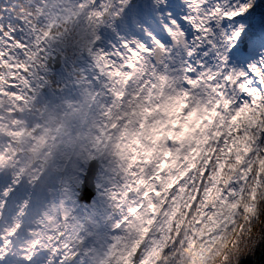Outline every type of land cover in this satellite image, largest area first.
<instances>
[{
    "label": "snow or ice",
    "instance_id": "snow-or-ice-1",
    "mask_svg": "<svg viewBox=\"0 0 264 264\" xmlns=\"http://www.w3.org/2000/svg\"><path fill=\"white\" fill-rule=\"evenodd\" d=\"M81 24L91 33L89 79L102 82L108 102L75 169L58 164L29 177L19 165L0 167V264H152L165 231L173 244L199 234L207 248L225 243L246 211L241 233L254 250L264 236L253 240L251 225L264 201L252 196L245 208L240 197L254 169L264 178V0L4 4L0 123L28 114L34 135L45 130L47 108L34 103L42 58L57 32ZM67 109L63 116L86 114L84 105ZM47 131L54 142L60 128ZM12 143L0 154L11 155ZM174 211L173 233L162 225ZM109 222L105 237L99 228Z\"/></svg>",
    "mask_w": 264,
    "mask_h": 264
},
{
    "label": "trees",
    "instance_id": "trees-1",
    "mask_svg": "<svg viewBox=\"0 0 264 264\" xmlns=\"http://www.w3.org/2000/svg\"><path fill=\"white\" fill-rule=\"evenodd\" d=\"M12 2L13 0H0V6L4 4H11ZM81 30L82 24L76 29L68 32H57L56 38L51 39L53 43L56 42L54 43V46L56 47H60V45L64 44L63 47L60 48L66 52L62 53L65 57H68L67 60H72V64L71 66L66 67V73L49 69L46 61L44 62V69L47 70L46 75H43L41 71L42 69H39L42 75L41 81H43L44 77L46 80H50L52 77L51 84L49 85L51 86L53 94L51 108L45 110L39 120L45 130L37 133L35 137L28 140H24L22 137H11L13 143L8 149L11 151V155H7V152L4 153L6 157L5 168H3L2 164H0V167L4 170H11L19 165L24 174L31 177L34 174L35 169H37L36 165L31 164L37 163L36 160L42 157V154H45L47 149L49 150L50 148L53 150L58 141L60 143L64 140L63 135L69 129V121L72 117L63 116L61 113L68 110V104L77 106L78 97L75 96V94L78 91L76 89L79 88L80 92L83 89L82 74L81 71L79 72L73 58L78 52L76 50V42H78V40L82 41V37L80 35ZM41 81L37 82V89L39 90V85L42 84ZM72 92L75 93L72 94ZM31 126L32 125H29L28 129ZM56 128H60V131L56 134L55 141L51 142L47 140V130H54ZM28 129L27 133L30 132ZM31 134L33 133L31 132ZM7 140L8 137L5 139L0 137V144H6ZM18 142L20 144L19 146ZM17 152L20 153L16 155ZM2 155L3 154H0V157H2ZM230 167H238V164L231 165ZM224 175L226 179L231 178L227 172H225ZM257 175L258 173L254 169L253 177L250 181H248L247 187L244 189L243 195L240 197L242 206L245 208H247L249 204L253 203L252 196H255L257 201H264V178L257 180ZM258 185H260L259 190H257ZM260 210L261 214L259 219L253 221L251 225L250 235L253 240L260 237V235L264 236V203L260 204ZM174 218L175 211L171 216H169V222L165 227L166 230L173 231V233L175 230H172L171 222ZM246 220L247 211L242 216L237 218L235 227L228 232L225 243L221 244L220 240L217 239V243L215 245L207 248L204 244L200 243L199 234L197 235L196 240H192L189 236L187 238V242H185V238L182 235L179 242L173 244L172 241L176 239L175 234L169 237L167 235V231H165L162 233L161 239L159 240V246L154 255L155 259L152 260V264H156L157 261H159V264H237V255L240 256L239 264H264V239H261L255 249L252 250V241L248 238L249 233L247 230L244 233H241L242 227L247 229ZM177 223L178 225L182 224L183 219H179ZM238 238L240 239L239 252L236 253V249H234L233 246L236 244ZM205 243L207 242L205 241Z\"/></svg>",
    "mask_w": 264,
    "mask_h": 264
},
{
    "label": "rangeland",
    "instance_id": "rangeland-1",
    "mask_svg": "<svg viewBox=\"0 0 264 264\" xmlns=\"http://www.w3.org/2000/svg\"><path fill=\"white\" fill-rule=\"evenodd\" d=\"M80 35L82 37V41L78 40V42H76V50L78 52L73 58L74 62L78 64V67L84 71L85 74V88L81 93L77 94L79 97L77 100V106L84 105L86 114L81 113L73 116V118L69 121L68 131L63 135L64 140L60 144L58 141L53 150L49 148V151L51 152V156L49 158L48 154H46L47 156L44 155L42 157L43 161L49 162L48 165L40 167L47 169L46 176L54 172L58 164L66 165L69 170H72L77 167L79 161L89 158L88 154L91 150L92 137L95 132L93 124L99 121L102 112V106L108 102L102 91V82L93 84L89 79L95 75L93 71V64L88 56V49L90 48L89 37L91 33L86 27L82 26ZM63 45L64 44L60 45V47H63ZM65 58L68 59V57ZM71 62L72 60H67V62H65V66L71 65ZM65 69L66 67H62V69H60L61 73H66L67 71H65ZM5 159L6 157L0 158L2 163L5 162ZM209 219H211V217H209ZM168 222L169 218L166 222H164L162 227L165 228ZM147 223L150 227H154L151 220L147 221ZM109 227L110 222L102 224L99 228V231L105 237H107L110 235ZM204 228H207V224L204 226ZM204 228L200 230V234H203ZM147 232L148 228L141 229L139 240H143L144 235H146ZM156 250L157 248L153 247L150 254L154 256Z\"/></svg>",
    "mask_w": 264,
    "mask_h": 264
},
{
    "label": "flooded vegetation",
    "instance_id": "flooded-vegetation-1",
    "mask_svg": "<svg viewBox=\"0 0 264 264\" xmlns=\"http://www.w3.org/2000/svg\"><path fill=\"white\" fill-rule=\"evenodd\" d=\"M50 55H52L51 39H50V41H49L48 48H47V52L45 53V57L42 58V59H44L43 62H45V61L48 62V58H49ZM48 66H49V69H51V65L49 64ZM41 69H42L41 71H42L43 75H46L47 70H45L44 68H41ZM39 71H40V70H39ZM41 76H42V75H41ZM40 81H41V80H40ZM41 83H42V81H41ZM40 85H41V84H40ZM34 103H35V105H36L37 107H40V108L45 107V106L48 104L47 101H45V102H42V101L36 102V101H34ZM25 121H26V122H25ZM34 121H35V120L32 119V116H31V115H28V114H21V116H20V121L17 122V123H18L19 125L24 126V128H25L27 125L32 124ZM6 122H7V123H8V122H12L11 117L8 116L7 114H6ZM11 137H17V136H11ZM22 137H26V134H25L24 136H22Z\"/></svg>",
    "mask_w": 264,
    "mask_h": 264
},
{
    "label": "water",
    "instance_id": "water-1",
    "mask_svg": "<svg viewBox=\"0 0 264 264\" xmlns=\"http://www.w3.org/2000/svg\"><path fill=\"white\" fill-rule=\"evenodd\" d=\"M61 64L60 55H57L54 59V67H58Z\"/></svg>",
    "mask_w": 264,
    "mask_h": 264
}]
</instances>
